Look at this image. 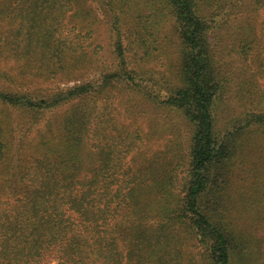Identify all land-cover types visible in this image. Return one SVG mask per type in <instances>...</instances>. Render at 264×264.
Instances as JSON below:
<instances>
[{
    "label": "trees",
    "instance_id": "16d2710c",
    "mask_svg": "<svg viewBox=\"0 0 264 264\" xmlns=\"http://www.w3.org/2000/svg\"><path fill=\"white\" fill-rule=\"evenodd\" d=\"M97 12L114 18L112 67L85 44ZM72 16L79 32L67 37ZM263 35L264 0H0V63L16 73L0 83V264L256 263ZM154 51L177 65L165 64L171 78L153 84L155 101L187 124L163 159L140 127L103 125L99 105L121 83L145 95ZM71 76L79 81L47 93L17 83Z\"/></svg>",
    "mask_w": 264,
    "mask_h": 264
},
{
    "label": "rangeland",
    "instance_id": "374dc122",
    "mask_svg": "<svg viewBox=\"0 0 264 264\" xmlns=\"http://www.w3.org/2000/svg\"><path fill=\"white\" fill-rule=\"evenodd\" d=\"M78 22L79 18L77 17L72 16L69 18L64 29V36L71 37V35L79 32L77 28L73 29ZM112 22H114V18L105 13L97 12V21L92 25L96 32L92 34L91 37L86 36L87 40L85 43L91 47L98 45L101 48V53L98 55L99 61H101L102 64L108 63L109 67H112L110 64L114 62L112 50L115 31ZM85 31L87 30H83V32ZM164 35L165 34L163 33V38ZM261 40H263L264 43V35ZM169 49L172 51L174 46L169 45ZM154 53L153 58L155 57V59L146 64V69H149V73L147 72L142 77V80L145 81V95L138 94L130 85L127 87V84L121 83L115 85L106 92L102 99L99 100V105H105L107 108L104 112V117L102 118L103 125H106L107 127V125H112L114 123L117 130H121V128L133 129L136 126L140 127V129L147 134L151 151L159 152L158 155L160 159H163V156L165 155L163 154V151L165 150L166 145L174 140L170 133L178 131V135L184 141V136L186 135L185 125L187 124H185L182 116L178 112L170 110L155 101L156 93L154 90L158 89L157 87L154 88L153 84L159 83L157 81L162 77H164L163 81L165 80V77L168 79L171 78V72L168 71V68L170 69V67L165 64L168 62L175 70L177 65L175 55L171 60H166L161 59L156 51H154ZM231 68L233 71V78L237 80L238 74L243 68V62H241L236 55L231 58ZM6 73H11L12 75L16 74L14 72V62L12 60L0 63V83L6 81L3 76V74L5 75ZM93 76L94 72L91 71L85 79L92 78ZM78 81L79 80H77L75 76H71L53 82L23 84L18 80L17 83L21 85L23 89H31L36 90L37 92L47 93L48 90H50L49 88H66L74 85ZM38 88H41V90ZM40 98L41 95L37 99ZM229 104L233 105L234 101L229 99ZM68 105L69 104L61 105L62 107L59 108V111L66 108ZM53 113L54 110H50L48 118L53 117L55 115ZM60 113H56V115L58 116ZM112 115L114 116V121L111 119ZM37 125H46V120H42ZM183 150L186 156V149L184 148ZM185 163L186 161H183V165L179 168L181 176H186L187 173L186 166H184ZM261 252H264V250H261ZM263 256L264 255L261 253L256 252V263L254 264H263L264 260L258 262Z\"/></svg>",
    "mask_w": 264,
    "mask_h": 264
}]
</instances>
